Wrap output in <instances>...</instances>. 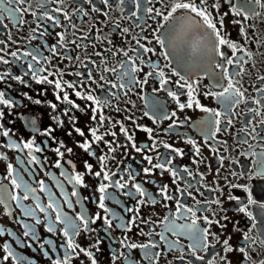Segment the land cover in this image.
Wrapping results in <instances>:
<instances>
[{"label": "flooded vegetation", "instance_id": "flooded-vegetation-1", "mask_svg": "<svg viewBox=\"0 0 264 264\" xmlns=\"http://www.w3.org/2000/svg\"><path fill=\"white\" fill-rule=\"evenodd\" d=\"M242 2L243 0H231V3L237 6ZM118 3L119 0H115L112 6L108 7L103 3V0H93V3H87L85 0H49L46 8H41L39 0H28V3L22 6L27 9V12L23 14L25 20L23 25L18 23L20 14H17L15 21L9 20L6 16H0V19H4V23L7 25V27L0 26V41H3V43H0V57L9 61L8 64L0 62V76H3V79H0V92H3L5 94L4 99L9 100L11 103V107L0 104V153L7 157V159L0 160V185H7L9 192L15 191L18 195H23L22 190H14L10 183L11 177L7 175V164L11 163L32 187L38 188V182L44 180L46 185L56 194L63 210L73 218L77 212H84L88 216L99 213L103 216V210L97 206L100 193L96 189L101 182L108 183L102 181L101 177H95L91 174L85 175V182L88 187L80 188L77 186L81 202L77 204L75 203L77 198L71 197L74 207L70 209L63 203V198L60 196L53 179L46 175V173H50L51 177L60 180L70 194L72 185L60 176L61 171L68 174L72 173V167L66 161L71 160L76 165L77 171L84 172L83 162L87 160L93 165V172L100 171V164L97 159L88 156L78 147V142H83L84 139L91 141L90 128L99 127L91 119V108L94 105L86 99L76 97L74 93L75 91H81L83 96L91 91L97 97L103 98L106 96V90L110 88V84H104V81L100 80V76L104 75L110 82L120 83V81L117 80L116 73L103 72V68H118L120 62L127 59L122 52L117 51L118 49L126 50L129 56H134L132 49L137 48V45L133 37L143 35L151 39L152 28L157 27L154 21L147 20L144 14L137 10L131 0H125L122 11L121 8L116 6ZM156 6L159 7L160 5ZM93 7H98L100 11H92ZM56 8L61 9V11L53 12L52 9ZM79 9H83V12ZM45 10L60 21L59 26H53L51 21L40 19L41 13ZM134 11L137 12L139 19L131 15ZM227 11H229V4L226 2L222 5L221 12ZM256 11L261 13L260 16L245 22L253 25V28L249 30L252 38L246 47L254 55L245 64V73L240 77H236L243 89H247L245 95L251 97L258 96L253 89L254 83L257 86L260 84V81L256 78L264 76V55L260 54L264 52V47H260L258 43V40H264V9L257 8ZM84 12L87 15H84ZM33 13L36 15H33ZM65 14H67L68 19L64 18ZM233 18V15L230 14L226 17L225 23L231 38L236 40L239 36L240 26L232 23ZM73 23L75 28L72 27ZM38 24L41 27L38 28ZM117 24H119V28L116 27ZM137 24L144 27V32L140 31ZM149 24L151 25L150 28L147 27ZM123 28H128L129 33H123ZM33 29H36V32H33ZM45 29V36L39 37V32ZM57 33H61L65 37L61 42L64 47H59L57 42L60 38ZM33 36L36 38L33 39ZM73 41H76L80 47H77ZM141 43L147 45L145 40H141ZM53 46L57 47L55 54L51 51ZM147 46L151 47L152 45ZM155 48L156 55L143 54V58L146 61L150 58L153 63L159 64L164 69L166 77L171 79L167 87L174 92L183 93L180 100L181 102H187V89L178 88L175 82L179 77L171 74L172 69L175 68V63L173 62L165 68L164 65L167 62L159 55V45H155ZM33 50H39V58L42 62L34 66L37 68L44 66L46 68L45 72L38 73L40 76L47 75L48 72H59L61 75L49 76V79L55 81L62 78L64 81L75 83V89H69L62 83L64 90L69 93V98L80 106L79 109H72L69 113V115H74L77 118L75 125L64 115V109L70 106L63 103L62 100L56 99L57 95L62 97L63 93L55 89L54 84H37L33 79L28 64L34 62L31 61V57L23 56L25 51ZM14 51L21 57L20 60H16L11 56ZM225 51L229 55L231 54L230 50L225 49ZM112 52H116V55H112ZM97 53L101 55L98 56ZM44 57H48V61L45 62ZM69 57L71 58L69 59ZM104 58H106V61L102 64L101 60ZM150 71H152L150 66H143V71L135 74L136 78L143 80L145 73ZM77 72L81 75L77 76ZM89 73L92 74L95 83L88 80ZM16 76L20 79H13ZM198 76L200 82L196 99H199L206 107L222 111L220 104L215 99L203 95L211 84L208 77L194 71L190 74L189 79L196 80ZM100 84H104V87H99ZM154 88H160L158 80L148 77V83L142 87L135 85L133 90L127 93V96L124 95L125 90L111 89L112 92L117 93L118 97H109L111 104L115 107H104L100 113L110 118L113 123L121 121L129 129V133L134 136L135 143L141 146L144 151L137 153L128 144L126 148L117 147L114 153H110L103 142L93 144V149L97 157L104 154L110 157L106 161V165L107 170L117 173L113 180H118L121 176L127 180L128 172L126 169H131L139 173L134 182L141 184L145 191L152 194L158 202L140 206V220L136 221L139 226L133 227L131 231H126L117 227L116 224L127 222L132 213H126L125 208L136 206V200L123 195L122 193L125 190L110 187L108 192L114 199L106 200L105 206L110 209L111 213L121 217V219L114 220L113 227L107 233L103 230V220H98L96 224L90 225L95 231H82L74 238L76 243L92 251L98 260V264H125L121 253L135 257L139 264H149L147 260L143 259V249H126L121 246L120 241L125 237H127L128 242L136 244L147 243L149 239L155 241L158 247L150 249V251L162 253L158 259V264H190V262L191 264H208V261H212L213 264H222L220 256H226L229 264H261L264 261V244L261 243V240L264 239V235H262V230H264V208H261L260 205L264 204V178L255 175V173L257 171V161L264 154V132L260 131V127L264 126L257 127V131L260 133L257 139H252L251 135H246L244 131H241L249 120H253V114L249 113L247 108L255 107V105L251 103L250 99L247 104L241 103L238 105L233 109L235 115L231 116V126L225 128L226 120L229 117H223L222 131L216 133L215 139H206L205 134L198 127L193 126L206 116L205 113L196 108L185 109L181 112L176 102L168 96L167 91L154 92ZM153 97L164 104L169 115L171 112L176 111L179 120L183 121L185 116L190 119L182 126L166 132L165 130L172 122L171 120H157L156 123H153L152 119L144 116V112L149 110L150 98ZM36 100L41 103L36 104ZM51 104L57 105L55 110L51 108ZM116 108H119V111H116ZM261 111L264 113V109H261ZM57 115L60 116L63 122L62 126L52 118ZM128 117H131V119H128ZM98 118L99 114L97 120ZM260 119H264V115L256 117L253 124H257ZM33 120L36 121L35 125L31 123ZM137 125L141 127H137ZM75 127H79L84 131L85 136L80 137L75 132ZM48 128L53 129L51 137L42 135ZM143 128L152 129V138L157 142L165 141L175 148L182 149L184 155L182 157L175 156V153L165 149L162 144H159L155 150H151L152 139L149 133L142 130ZM106 130L117 133L116 137L105 135L106 140H115L119 145L127 143L125 137L119 131V124L113 128L111 124L106 122L104 127L99 128L98 134H103ZM4 131H8L9 135L7 137L3 135ZM248 131H251V126L248 127ZM69 132L72 135H68ZM188 137L196 141L200 149L199 155H195V150L191 144L185 143ZM28 140H34L36 145L44 149L41 153H34L41 161L45 157L47 158V163L43 165V168L40 165L32 166L35 172L34 176L23 172V166L17 160V157L25 158L27 150L21 151L8 147L10 142L20 143ZM245 140H247V143L244 142ZM61 141L66 147L73 149V154H69L66 149H62V151H65L64 159L61 161L63 167L56 169L53 165L58 157L53 149L58 147ZM113 146L116 147V145ZM158 154L174 157L173 164L178 169L187 166L192 171V177L184 173L182 174L183 179L177 181L179 187L185 189L183 195L177 191V185L173 184V177L168 172L161 175L159 169H154L149 176H145L143 173L144 167H150L148 162L144 160V156H152L153 163H158ZM193 160L198 161V163H193ZM201 176L203 179H201ZM188 182H191V188L186 187ZM131 183L132 181H129V187H131ZM162 185H168L169 195H174L182 203L186 202V206L208 208L203 213L197 212L198 216L207 215L209 219L218 220L220 224L226 225L224 228L215 223L210 226L211 232L219 237V241L210 237L212 247L198 251L197 255L205 258L203 261H198L191 255L188 248L190 241L186 237H180V244L176 249L170 251L167 245L160 241L159 236L149 237L141 234L140 229H143L144 233L163 232L164 226L159 222L165 216L175 212V200L165 201L159 195V187ZM132 191L135 190L132 189ZM188 192H191L192 195L189 196ZM37 195L42 203L46 204L48 202L44 193L38 191ZM230 196L235 197V199H229ZM84 197H87V199H83ZM193 197H195V200ZM249 198L255 203L249 204ZM216 199H219L221 203L208 205L204 203ZM116 201H119V203H116ZM196 201H201V204L197 205ZM21 202L26 206L35 207L31 198ZM165 204H167V207H165ZM8 205L10 206L8 210L12 213L11 215H6L5 205H0V228L5 230V234L0 236V264H14L12 257H9L7 261L3 259V256L6 255L3 251L5 243L17 256L25 258V264H28L29 261L32 264H50L49 259L43 255L42 250L39 248V243L46 239H51L62 255L63 249L60 248V245L65 242L66 238L59 231L53 235L46 232L43 224L35 225L37 234L41 239L36 242L24 237L23 232L25 229L17 220L33 224L34 221L24 218L21 209L15 206V202L9 200ZM241 207L246 209L245 212L239 211ZM248 213H251V218H249ZM37 215L43 220L42 213L38 212ZM224 216H227L226 220L223 219ZM52 218L54 219V214H52ZM147 220L154 223H142V221ZM177 222L184 223V221ZM200 224L201 227L208 226L203 221H200ZM57 227L62 228L63 225ZM9 232L13 235H8ZM166 235L169 240L177 239L171 233H166ZM245 235H248L255 243H246L244 240ZM225 239L229 240V244L234 249L230 253L223 251V241ZM97 240H100L99 252L92 247ZM29 243L32 244L31 248L27 247ZM51 247L45 246L49 254L55 258L56 254L51 252ZM241 247L245 248V252L250 259L245 260L244 254L239 251ZM181 254L184 255L183 261L177 258ZM114 255L117 257L115 260H113ZM72 264H90V261L81 253L79 256L74 257Z\"/></svg>", "mask_w": 264, "mask_h": 264}, {"label": "snow or ice", "instance_id": "snow-or-ice-1", "mask_svg": "<svg viewBox=\"0 0 264 264\" xmlns=\"http://www.w3.org/2000/svg\"><path fill=\"white\" fill-rule=\"evenodd\" d=\"M40 7L46 8L49 0H39ZM87 3H93V0H85ZM115 0H103V3L108 7L112 6ZM135 5L138 11L142 12L147 20L154 21L157 24V27L152 28L151 39L148 36L140 35L138 37H133L137 48L132 49L134 56H129L128 51L123 49H118V52H122L123 56L126 57V60L120 62L118 68L109 69L107 67L103 68V72H114L117 74V80L120 83L110 82L107 77L104 75L100 76V80L104 81V84H110V88L106 90V96L103 98L97 97L89 91L86 95L82 96L81 91H75V96L87 101L92 102L94 105L91 108L92 117L91 119L95 121L99 127H92L89 129L91 134V141L89 139H84L83 142H78V147L83 150L90 157H95L100 164V171L93 172V165L90 164L87 160L84 163V172L76 170V165L71 161H66L67 164L71 165L72 173L68 174L64 171L60 172V176L64 177L69 184L72 185L71 193L69 194L65 185L55 177H51L50 173H46L50 178L53 179L56 188L59 190L60 196L63 198V203L67 205L68 208L72 209L74 207L73 200L71 197H76L75 203L79 204L80 188H87L88 185L85 182V175L91 174L95 177H101L102 181H107L108 183L101 182L96 189L100 193L98 208L102 209L104 215L101 216L99 213L94 216H88L84 212H77L75 217L69 216L63 208L61 207L60 201L57 199L56 194L51 190V188L46 185L44 180L38 182V188L32 187L28 182L23 178V175L16 168L13 167L11 163L7 164V175L11 177L10 183L12 188L20 189L23 192V195H18L15 191L9 192L7 185H0V205H5V214L11 215L12 213L8 210L9 205L8 201L15 202V206L21 209L23 217L28 218L33 223L22 222L19 219L18 223L21 224L25 231L23 236L30 238L32 241L38 242L41 238L37 234L35 225L43 224L46 232L52 233L55 235L58 231L59 233L66 238L65 242L60 245V248L63 249L61 255L60 251L54 245V242L51 239L43 240L42 243H39V248L42 250L43 255L47 257L50 261V264H72L74 257L79 256L81 253L88 258L90 264H98L97 258L94 256L92 251L81 247L75 241V237L78 236L82 231L93 232L95 229L91 228L90 225H94L98 220H103V230L107 233L113 227L114 220H120L121 217L116 216L111 213L110 209L105 206V201L109 199H114V197L108 192V188L112 187L117 190H125L122 194L129 196L132 199L136 200V206L131 208H125L126 213H132V216L128 218L127 222L116 224L117 227L124 229L126 231H131L133 227H138L136 223L137 220H140V206L145 204H156L157 199L147 191L144 187L135 183L137 175L131 169H126L128 172V179L125 180L123 176L118 180H113V177L117 175L116 172H110L107 170L106 161L110 158L107 154L96 156V152L93 149V144L97 142H103L108 149V152L114 153L117 147H127L128 144L131 145V148L137 153H141L144 149L141 146H138L135 143L134 136L129 133V129L124 126L121 121H115L113 123L110 118L105 117L101 113V109L104 107H115L111 104L109 97H117V93L111 91V89L125 90L124 95L127 96L129 91H132L135 85H140L141 87L148 83V77L158 80L160 88H154L153 91H167L169 97L172 98L177 104L178 109L183 112L185 109L196 108L201 112L205 113L206 116L200 120L197 124H194V127H198L202 133L205 134L206 139L212 138L215 139L216 133L222 131L221 124L224 122L223 117H229L226 120L225 128L231 126L232 119L231 116L235 115L233 109L236 108L241 103L247 104L249 99L255 107L247 108L249 113L253 114V120L256 117H261L264 115L261 109H264V76H258L256 79L260 81L259 86L255 83L253 84L254 91L258 94L257 97L246 96L245 93L247 89H243L240 81L236 77L242 76L246 69L245 64L253 58V52L250 51L246 45L252 38L250 29L253 28V25L250 23L246 24L245 22L250 21L252 18L260 16L261 13L257 12L256 9H264V0H243V2L237 6L236 4L231 3V0H131ZM229 4V11L221 12V7L224 3ZM28 3V0H0V16H6L9 20L15 21L17 19V14H20V19L18 21L19 25H23L25 20L23 14L27 12V9L22 7ZM125 4V0H119V3L116 5L118 8L123 10L122 6ZM156 5H160L157 7ZM53 12H60L61 9L56 8L52 9ZM83 12V9H79ZM92 11L98 12L100 9L98 7H93ZM87 15L86 12L83 13ZM230 14L233 15L232 23L239 25V36L236 40L231 38L230 33L228 32L227 25L225 23L226 17ZM33 15H36L33 13ZM133 17H137V12H132ZM65 19H68L67 14H65ZM40 19L44 21H51L53 26H59L60 21L57 20L54 16L50 15L47 10L43 11L40 15ZM139 19V17H137ZM0 26L7 27L4 23V19H0ZM41 27V25H37ZM72 27L75 28V24H72ZM119 28V24L116 25ZM137 27L140 28L141 32H144V27L140 24H137ZM151 27V25H147ZM128 28H123L122 32L127 34L129 33ZM33 32H36V29H33ZM46 34V29L39 32V37H44ZM59 36V41L57 42L59 47H64V44L61 43L65 37L61 33H57ZM33 39L36 37L33 36ZM87 39V37H85ZM141 40L147 41V45H152L151 47L147 46L144 43H141ZM243 41V43H241ZM110 42V41H109ZM3 43V41H0ZM76 43V41H73ZM259 46L264 47V40H258ZM155 45H159L160 52L159 55L167 62L164 67H169L173 62L175 63V68L172 69V76H177L179 79L175 82L180 89H187V102H181L180 96L183 93H178L172 91L167 87L171 82L170 77H166V73L163 68L157 63H153L149 58L147 61L143 58V54H152L156 55ZM77 47H80L76 43ZM225 49L230 50L231 54L229 55ZM53 54L57 52V47L53 46L51 48ZM264 55V52L260 53ZM96 55H101L97 53ZM112 55H116V52H112ZM11 56L16 60H20L21 57L17 55V52H12ZM24 57H31V61L34 63L28 64V69L31 71L33 79L37 84L48 83L54 84L55 89L63 93V96H56L57 100H62L63 103L67 104L68 108L64 109V115L68 117L69 121L75 125L76 117L74 115H69L72 109H79V105L76 104L72 99L69 98V93L64 90L62 83L66 85L69 89H75L76 85L73 82L64 81L61 79H56L55 81L50 80L49 76L61 75L59 72H48L47 75L40 76L38 73L45 72L46 68L41 66L39 68L34 65L41 64V59L39 58V50L25 51L23 53ZM71 57H69L70 59ZM48 57H44V61H48ZM106 58L101 60V63H105ZM139 61V63H137ZM0 62L8 64L9 61L0 57ZM143 66H150L152 71L145 73L144 79L140 80L136 78V73L143 71ZM201 73L203 76L208 77L211 81L210 86L203 95L205 97H211L220 104L222 111H217L214 108L206 107L201 103L199 99H196V93L199 92V82L200 77L196 80H190L189 76L193 72ZM184 73L183 75L181 73ZM7 75V73H5ZM77 76H80L81 73L77 72ZM0 79H3V76H0ZM13 79L19 80L20 77L16 76ZM88 80L95 83L93 80L92 74L89 73ZM226 82V83H225ZM104 84L98 85L103 88ZM215 89V90H214ZM4 93L0 92V104L8 105L11 107L9 100L4 99ZM36 104H40L39 100L35 101ZM57 107L56 104H51V108L55 110ZM116 111H119V108H116ZM151 113V114H150ZM99 118L97 120V115ZM144 116L149 117L153 120V123H156L157 120H171L172 122L168 125V128L165 130L170 131L176 127L182 126L190 118L185 116L184 120H179L177 112L173 111L169 115L164 104L153 98H150L149 101V110L144 112ZM58 124L62 126L63 122L61 121L60 116L52 117ZM131 119V117H128ZM253 120H249L244 128L241 131H244L246 135H251L252 139H257L260 136V133L257 131L258 126H264V119H260L257 124H253ZM109 123L112 127H116L119 124V131L125 137L126 144L119 145L115 140L108 141L105 139V135H111L116 137L117 133L114 131H105L103 134L99 133V128L104 127L105 124ZM35 125L36 121L31 122ZM135 123V121H133ZM251 126V131H248V127ZM137 127H141L137 125ZM75 132L80 136L84 137L85 132L82 131L79 127H75ZM143 131L150 134L152 139V149L155 150L159 144H162L165 149H168L170 152L175 153V156L182 157L184 152L180 148H175L171 144L165 141L157 142L154 138L151 137L152 129L143 128ZM53 129L48 128L45 132L42 133L44 136L51 137ZM260 131L264 132V127H260ZM3 135L7 137L9 135L8 131H4ZM68 135H72L71 132ZM54 139V138H53ZM247 143V140L244 141ZM185 143L191 144L195 150V155H199L200 149L196 144V141L191 137H188L185 140ZM113 145H116L114 147ZM46 146V145H45ZM8 147L11 149L17 150H27L26 157L21 158L17 157L19 164L23 166V172L27 173L30 176H34L35 172L32 169L33 165H40L43 168V165L47 163V158L43 161L40 160L38 156L34 153L43 152V148L35 144L34 140H28L27 142L21 141L20 143L10 142ZM69 154H73V149L71 147H66V145L61 141L59 146L53 149L54 153L58 159L54 163L56 169H61L63 167L61 161L64 159L65 151ZM255 155V153H253ZM114 158V157H111ZM7 159L2 153H0V160ZM174 157L168 155H159L157 156L158 163H153V157L149 155L144 156V160L148 162L150 167H144L143 173L145 176L152 174L154 169H159L160 174L163 175L164 172H168L173 177V184L177 185V191L183 195L185 189H181L177 184V181L183 179L184 173L189 177L193 176L192 171L187 167L177 168L173 164ZM193 163H198V161L193 160ZM255 175L264 178V154L260 156V159L257 161V171ZM201 179L203 177L201 176ZM129 181H132L131 187H129ZM151 182V181H146ZM235 186V185H234ZM187 188H191V182H188L186 185ZM132 189L135 191L133 192ZM44 193L47 196L48 202L46 204L41 202L40 197L37 195V192ZM159 195L165 201L175 200L176 208L175 212L169 216H165L163 220L159 223L162 224L163 232H148L144 233L143 229H140L141 234H145L149 237L157 235L160 238V241L167 245V248L171 251L177 248L180 244V237H186L190 243L188 245L189 252L192 256L195 257L198 261H203L205 258L203 256L197 255L198 251L201 249L207 250L212 247L210 243V237L219 241V237L215 233L211 232L210 226L212 224H218L221 228L226 227V225L220 224V221L209 219L207 215L198 216L197 212H205L208 210L207 207H189L186 206V202L182 203L180 199H176L174 195H169L168 185H162L159 187ZM188 195L191 196L192 193L188 192ZM203 195V193H201ZM32 199L35 207H30L24 205L21 201ZM83 199H87L84 197ZM195 200V197H193ZM229 199H235V197L230 196ZM249 204L255 203L251 198H249ZM119 203V201H116ZM206 205L208 204H220L219 199L205 201ZM197 205L201 204V201H196ZM167 207V204H165ZM261 208H264V204L260 205ZM245 208H239L240 212H245ZM43 214V220L37 215V213ZM54 214V219L52 218ZM249 218H251V213H248ZM223 219H227V216H224ZM177 221H184V223H178ZM200 221H203L207 227H201ZM145 224H152L151 220L142 221ZM58 225H63L62 228H58ZM255 226V225H254ZM166 233H171L177 239L169 240ZM5 234V230L0 228V236ZM8 235H13L9 232ZM262 235H264V230H262ZM246 243H255L251 240L248 235L244 236ZM261 243L264 244V239L261 240ZM100 240L96 241V244L92 247L95 248L97 252L100 251L99 248ZM122 247L126 249H136L141 248L144 250L143 259L147 260L149 264H158V259L161 256V252L150 251V249H156L158 244L149 239L147 243L136 244L130 243L127 240V237L120 241ZM52 246L51 252L55 253V258H53L49 251L46 250L45 246ZM225 253H230L234 249L229 244V240L225 239L223 241ZM27 247L31 248L32 244H27ZM3 251L6 255L3 256V259L7 261L9 257L13 258L14 264H25V258L22 256H17L15 252L11 250L8 244L3 245ZM239 251L244 254L245 260L250 259V257L245 252V248L241 247ZM125 264H139V261L130 255L121 253ZM117 257L114 255L113 260ZM180 261L184 260V255H179L177 257ZM222 264H229V261L226 256L219 257ZM28 264H32L31 261ZM191 264V262H190ZM208 264H213L212 261H208ZM264 264V261L261 262Z\"/></svg>", "mask_w": 264, "mask_h": 264}]
</instances>
